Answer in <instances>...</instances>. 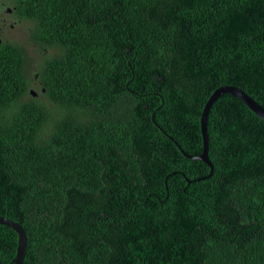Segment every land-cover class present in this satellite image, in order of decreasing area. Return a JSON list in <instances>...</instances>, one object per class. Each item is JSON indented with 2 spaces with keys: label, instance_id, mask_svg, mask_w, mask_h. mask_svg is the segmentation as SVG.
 Wrapping results in <instances>:
<instances>
[{
  "label": "trees",
  "instance_id": "obj_1",
  "mask_svg": "<svg viewBox=\"0 0 264 264\" xmlns=\"http://www.w3.org/2000/svg\"><path fill=\"white\" fill-rule=\"evenodd\" d=\"M8 1L30 25L0 35V217L23 264H264V120L224 94L213 174L188 157L217 89L264 108V0ZM17 247L0 225V264Z\"/></svg>",
  "mask_w": 264,
  "mask_h": 264
},
{
  "label": "water",
  "instance_id": "obj_2",
  "mask_svg": "<svg viewBox=\"0 0 264 264\" xmlns=\"http://www.w3.org/2000/svg\"><path fill=\"white\" fill-rule=\"evenodd\" d=\"M35 94V93H33ZM224 94H232L243 101L254 113H256L260 118L264 120V108L259 105L251 96H249L242 89L235 86H223L217 89L212 96L209 98L208 102L205 105L204 111L201 116V133L203 138V153L200 156L192 157L188 156L190 159L200 160L206 163L211 168V176L214 172V166L209 159V135H208V118L210 110L213 104ZM183 152V151H182ZM205 179V178H202ZM0 225H6L14 229L18 234V247L17 255L14 260L15 264H23L27 252L28 238L24 228L17 222L12 221L8 218L0 217Z\"/></svg>",
  "mask_w": 264,
  "mask_h": 264
},
{
  "label": "rangeland",
  "instance_id": "obj_3",
  "mask_svg": "<svg viewBox=\"0 0 264 264\" xmlns=\"http://www.w3.org/2000/svg\"><path fill=\"white\" fill-rule=\"evenodd\" d=\"M8 0H0V28L3 26V37L8 38L13 37L15 40L26 41L27 30L30 27L26 22H20L19 19L12 13H8L7 10L11 9V6H4L2 3H6ZM9 2V1H8ZM13 26V27H12ZM35 92L38 91L37 88L34 89Z\"/></svg>",
  "mask_w": 264,
  "mask_h": 264
},
{
  "label": "flooded vegetation",
  "instance_id": "obj_4",
  "mask_svg": "<svg viewBox=\"0 0 264 264\" xmlns=\"http://www.w3.org/2000/svg\"><path fill=\"white\" fill-rule=\"evenodd\" d=\"M8 13H12V10L11 9H8L7 10ZM13 27V26H12ZM2 32H3V26H1L0 28V35L2 36Z\"/></svg>",
  "mask_w": 264,
  "mask_h": 264
}]
</instances>
